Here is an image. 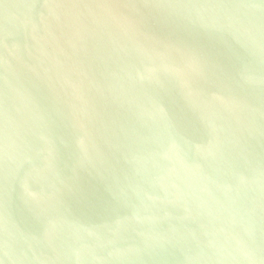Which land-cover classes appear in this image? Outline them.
I'll return each mask as SVG.
<instances>
[{"label": "water", "instance_id": "1", "mask_svg": "<svg viewBox=\"0 0 264 264\" xmlns=\"http://www.w3.org/2000/svg\"><path fill=\"white\" fill-rule=\"evenodd\" d=\"M0 264H264V0H0Z\"/></svg>", "mask_w": 264, "mask_h": 264}]
</instances>
